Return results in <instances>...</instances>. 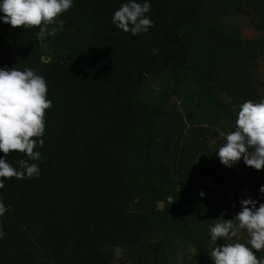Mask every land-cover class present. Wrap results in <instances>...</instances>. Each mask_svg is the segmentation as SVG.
<instances>
[{
    "label": "rangeland",
    "instance_id": "1",
    "mask_svg": "<svg viewBox=\"0 0 264 264\" xmlns=\"http://www.w3.org/2000/svg\"><path fill=\"white\" fill-rule=\"evenodd\" d=\"M124 2L73 0L72 7L57 17L62 24L46 26L55 30L54 35L41 37L36 30L39 71L89 61L95 67L81 89L86 100L73 110L68 148L57 154L46 173L48 195L28 206L23 245L12 233L21 221L7 193L13 190L11 181V190L5 185L0 189L6 206L0 217L6 254L0 255V264H58L57 256L77 246L70 216L85 198L86 156L100 110L125 109L132 115L131 128L123 135L114 213L131 224V235L117 236L109 246L98 242L94 250L101 260L92 253L94 264H212L208 250L215 245L209 226L231 219L240 210V199L258 198L264 168L254 170L242 160L226 167L215 151L223 143L221 133L234 130L239 105L264 99V0H182L187 19L178 34L189 56L181 69L166 68L152 52L158 34L153 6L148 15L154 23L145 34L133 36L111 23L113 11ZM156 4L163 6L161 1ZM104 66L107 70L97 72ZM104 106L111 107L100 108ZM146 171L157 182L161 177L167 180L171 194L164 200H157L145 184ZM201 190L204 197L198 195ZM175 203L179 205L172 212ZM248 238L246 231L238 230L233 240L217 243H244ZM114 245L123 249L119 259L113 256ZM255 254L264 258V249ZM76 257L84 262L86 253Z\"/></svg>",
    "mask_w": 264,
    "mask_h": 264
},
{
    "label": "trees",
    "instance_id": "2",
    "mask_svg": "<svg viewBox=\"0 0 264 264\" xmlns=\"http://www.w3.org/2000/svg\"><path fill=\"white\" fill-rule=\"evenodd\" d=\"M157 1H161L163 6H157ZM150 2L153 11L158 12V34L155 36V47L159 50L157 53L167 63L166 68L181 69L189 56V49L178 34L182 20L187 19L186 10L181 8L183 2L182 0H150ZM37 29L38 27L12 28L9 24L0 22V67L16 65L22 70V65H28L27 68L34 69L44 77L48 89L47 98L52 101V106L45 110V133L41 137L44 145L42 148L34 149L40 151L42 157L41 160L35 161L40 168L39 178L4 180L7 189L11 190L8 186L9 180L12 183L13 190L7 193L11 194L12 203L15 204L14 210L21 221V223L16 222V230L12 233L14 239L20 241V245H23L21 239L28 229L26 224L28 206L33 199L48 195L44 186L47 181L46 173H50V165L57 154L68 148V139L73 132L71 125L73 110L76 105L86 100L87 95L81 89L89 79L88 72L95 67V64L89 61L86 65L73 68L59 65L39 71L35 67ZM90 59L92 60V56ZM96 61L98 64L99 57ZM105 70L107 66L102 69L97 67V72ZM109 107L111 106L100 108ZM130 120H132V115L128 111L126 113L125 109L118 111L107 109L96 112L86 156L87 174L82 186L85 198L79 203V210L70 216V225L76 234L75 245L77 246L72 253L57 256L58 264H94L91 255L96 252L94 249L99 247L98 242L101 243L100 246H109L117 236L124 239L131 235V224L120 221L114 215L117 212L115 206L118 203L117 194L120 190L119 180L123 165V135L131 128ZM151 126L152 120L150 119L147 123V131ZM19 159H27V157L20 152H10L7 156V162L14 167ZM145 176L148 179H145V184L153 188L152 192L157 200H164L171 194L165 178H158L157 182L147 171ZM5 187L3 189H6ZM178 205V203L171 204V211L174 212ZM61 207L58 206L59 209ZM4 238L5 236L0 238V255L6 254ZM107 241L108 244H105ZM64 244L65 239L61 240V245ZM82 251L86 253L84 262H80L76 257ZM57 252H62L61 246ZM96 254L101 260V256L97 252ZM24 258L28 256L25 255Z\"/></svg>",
    "mask_w": 264,
    "mask_h": 264
},
{
    "label": "clouds",
    "instance_id": "3",
    "mask_svg": "<svg viewBox=\"0 0 264 264\" xmlns=\"http://www.w3.org/2000/svg\"><path fill=\"white\" fill-rule=\"evenodd\" d=\"M73 0H0V22L12 28H39V35H54L46 26L58 21L62 13L68 11ZM150 0H126L115 9L111 23L123 32L133 36L145 34L153 26L148 15L151 11ZM159 50L153 48V54ZM47 83L34 69L0 67V189L4 180L38 179L41 153L34 150L42 148L45 133V110L52 106L47 98ZM223 143L215 151L219 162L232 167L241 160L245 166L254 170L264 168V99L257 102L245 100L239 105L233 131L221 133ZM10 152L23 153L27 159L17 160L16 166L7 162ZM200 197L206 193L200 191ZM264 185L258 189V198L246 196L239 200L240 210L231 218L223 219L208 228L210 242L215 245L208 250L212 264H264V258L256 252L264 249ZM258 205V206H257ZM235 207V203L232 205ZM6 206L0 198V217ZM235 220V223L233 222ZM238 230L248 234L244 243L230 241L238 236ZM4 236L0 228V238ZM119 245L112 247L114 258L122 256Z\"/></svg>",
    "mask_w": 264,
    "mask_h": 264
}]
</instances>
